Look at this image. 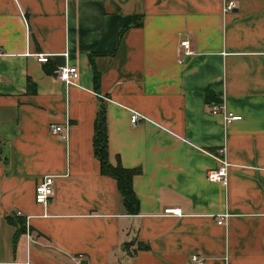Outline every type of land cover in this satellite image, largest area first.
<instances>
[{
	"label": "crops",
	"instance_id": "crops-1",
	"mask_svg": "<svg viewBox=\"0 0 264 264\" xmlns=\"http://www.w3.org/2000/svg\"><path fill=\"white\" fill-rule=\"evenodd\" d=\"M225 1L0 0V264H264V0ZM63 63L71 84L53 76ZM207 95L240 119L225 126ZM99 101L108 162L140 168L136 214L92 153ZM219 147L227 176L210 182Z\"/></svg>",
	"mask_w": 264,
	"mask_h": 264
},
{
	"label": "built area",
	"instance_id": "built-area-1",
	"mask_svg": "<svg viewBox=\"0 0 264 264\" xmlns=\"http://www.w3.org/2000/svg\"><path fill=\"white\" fill-rule=\"evenodd\" d=\"M235 7V4L231 0H227L222 3L221 6V12H229ZM180 46H186L187 40L184 39L179 42ZM0 54L2 52L0 51ZM35 59L39 63H45L48 60L49 55L45 53H35L34 54ZM78 72L77 69L69 65L67 63H63L58 65L54 71L53 76L62 81L65 85L73 83V81L77 78ZM206 109L207 112L211 114H220L223 119V123L226 126L232 121H237L240 119V115L235 114L225 108V105L223 103V99L220 98L217 101H208L206 102ZM141 116L138 112L131 110L129 113V124L135 125ZM49 132L54 136H59L60 138H65L66 136V127L65 125H59L55 123H50L48 125ZM212 158L217 163L216 167L209 168L205 171V178L207 181L210 182H224L227 176V168L228 163L226 161V158L224 156V149L223 147L216 148L213 153H209ZM53 193V178L52 176L45 175L41 177L36 185L34 186V194H33V200L35 203L40 205H45L49 199L51 198ZM178 209H165L163 213H172V214H178ZM15 216H20L22 213L19 210L14 211ZM26 220V218H25ZM218 224H224V221L222 218H219L217 220ZM189 260L195 264H203L204 258L202 256H199L195 253L191 254L189 257Z\"/></svg>",
	"mask_w": 264,
	"mask_h": 264
},
{
	"label": "trees",
	"instance_id": "trees-1",
	"mask_svg": "<svg viewBox=\"0 0 264 264\" xmlns=\"http://www.w3.org/2000/svg\"><path fill=\"white\" fill-rule=\"evenodd\" d=\"M141 16L134 17L131 22L127 23L122 29L128 26H139L141 24ZM91 57V56H89ZM91 59V58H90ZM29 83H27V88ZM98 75L93 71V88L97 89ZM218 99L212 95L206 96V101H217ZM92 153L98 161L99 171L101 174L113 178L116 186L117 193L120 197L121 205L125 213L136 214L138 213V200L131 187V179L135 174L140 172L139 167L127 168L123 167L118 159L115 164H110L107 160V138L105 126V107L102 101H99L93 118L92 126ZM7 220L15 226L13 240L16 241L17 237L24 232V220L22 217H7ZM143 245L141 246V248Z\"/></svg>",
	"mask_w": 264,
	"mask_h": 264
}]
</instances>
